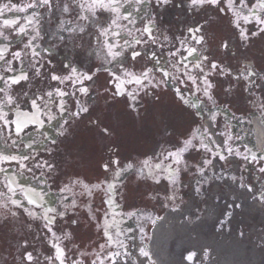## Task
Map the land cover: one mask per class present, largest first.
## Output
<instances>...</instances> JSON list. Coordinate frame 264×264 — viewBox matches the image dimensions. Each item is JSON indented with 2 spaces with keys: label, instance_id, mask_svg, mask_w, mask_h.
<instances>
[{
  "label": "flooded vegetation",
  "instance_id": "flooded-vegetation-1",
  "mask_svg": "<svg viewBox=\"0 0 264 264\" xmlns=\"http://www.w3.org/2000/svg\"><path fill=\"white\" fill-rule=\"evenodd\" d=\"M257 17L260 0H0V264L143 256L146 200L189 180L191 147L169 153L204 117L223 138L219 107L244 122L230 71L264 48Z\"/></svg>",
  "mask_w": 264,
  "mask_h": 264
},
{
  "label": "bare ground",
  "instance_id": "bare-ground-1",
  "mask_svg": "<svg viewBox=\"0 0 264 264\" xmlns=\"http://www.w3.org/2000/svg\"><path fill=\"white\" fill-rule=\"evenodd\" d=\"M255 140L257 150L264 149V127L256 119ZM258 195L263 194L264 188L257 186ZM264 200V199H263ZM208 203L203 205L205 214L200 221L190 218L191 212L183 213L167 212L152 228V243L150 246L152 261L155 264H262L257 260L258 255L264 254V231L254 232L252 229L263 230V209H254L255 218L260 225H248L242 227L251 228L246 235L241 233L209 232L208 229L199 233L197 228L202 224L212 223ZM247 214H251L246 211ZM254 243V244H253ZM261 246V247H260ZM194 254L188 259L189 254ZM123 264H128L123 263ZM134 264H139L138 259Z\"/></svg>",
  "mask_w": 264,
  "mask_h": 264
},
{
  "label": "rangeland",
  "instance_id": "rangeland-1",
  "mask_svg": "<svg viewBox=\"0 0 264 264\" xmlns=\"http://www.w3.org/2000/svg\"><path fill=\"white\" fill-rule=\"evenodd\" d=\"M244 164L247 163L238 160L237 165L227 172H234L235 176H239L238 180L234 182H231L228 177L219 176L216 173L217 170H214V178H211L212 174L208 173L209 180L204 186L191 185L186 191V196L182 201L183 204L181 206H178V204L173 205L177 206L175 212L183 213L186 209L185 211L191 212L190 218L194 219V222L200 221L202 205L208 202V206L212 210L210 214L212 223L200 225L196 232L203 233L207 229L209 232H228L230 230L229 233L246 235L251 228L242 226L248 225V223L254 226L260 225L254 213H252L254 209H257L256 207L263 209L261 215L264 217V198H260V195H258L259 189L256 187L258 184L261 188H264V159L255 160L253 170L248 172L247 170L246 172L243 171ZM242 172L244 176L241 174ZM263 195L264 193H261V196ZM166 198L169 201L170 197L168 195ZM171 209L173 208H168V210ZM168 210H165L164 213ZM246 211L251 214H247ZM227 214H229V217H226ZM222 219L225 222H221ZM252 231L262 233L264 227L263 230L259 228V230L252 229ZM262 245H264V239ZM257 260L264 264V254L258 255ZM145 262L146 259L144 258V264Z\"/></svg>",
  "mask_w": 264,
  "mask_h": 264
},
{
  "label": "snow or ice",
  "instance_id": "snow-or-ice-1",
  "mask_svg": "<svg viewBox=\"0 0 264 264\" xmlns=\"http://www.w3.org/2000/svg\"><path fill=\"white\" fill-rule=\"evenodd\" d=\"M204 2H208V3H211L213 5H216V4H218L220 2V0H193L194 4L204 3ZM224 3H225V6L228 8V10H230V11L233 10V8H234V0H224ZM241 3L243 4V0H241ZM260 5H261V7H264V0H260ZM101 6H103V5H101ZM221 11H224V9L222 8ZM242 19L244 20V22H246V23L248 22V17L247 16L242 17ZM6 23H10V22L6 21ZM234 23H236V26L239 27V19L234 21ZM257 23L264 24V20H261L259 17H257ZM262 30H264V29H262ZM255 34L256 33H253V35H255ZM241 38H243V39L247 38V36H246L244 31H241ZM212 67L215 68L216 67L215 64H213ZM22 79H26V77H22ZM53 79H57V77H53ZM18 82L19 81H14V83H18ZM137 82H139V81H137ZM8 102L9 103L11 102V97H9V101ZM33 103H35V102H33ZM19 127H20L19 124H17V130H19ZM190 146H191V140H188V141L185 142V148L180 149L176 153H169V155L170 156L179 157L180 152L186 151L187 147H190ZM221 158H223V157H221ZM5 159H7V157ZM12 159H15V157H12ZM177 162H179V161L177 160ZM128 167L130 168V167H132V165H128ZM156 167L159 168L160 165L157 164ZM96 187H99V185H96ZM109 187H111V185ZM30 202L34 203V201H30ZM13 203H16V201H13ZM57 250H58V253L60 254V256H62V250H60L59 248ZM141 251H142L143 255H145V256L149 255L147 252H143V250H141ZM193 255L194 254L190 253L189 256H188V259H192ZM28 259L29 260L32 259L31 254H28ZM61 264H63L62 260H61Z\"/></svg>",
  "mask_w": 264,
  "mask_h": 264
}]
</instances>
